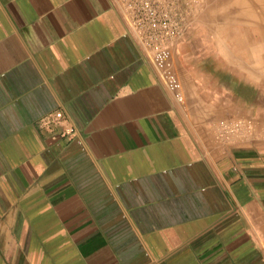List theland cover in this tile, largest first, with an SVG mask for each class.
<instances>
[{
  "label": "crops",
  "instance_id": "obj_1",
  "mask_svg": "<svg viewBox=\"0 0 264 264\" xmlns=\"http://www.w3.org/2000/svg\"><path fill=\"white\" fill-rule=\"evenodd\" d=\"M126 2L0 0V264H264V143L173 99Z\"/></svg>",
  "mask_w": 264,
  "mask_h": 264
},
{
  "label": "rangeland",
  "instance_id": "obj_2",
  "mask_svg": "<svg viewBox=\"0 0 264 264\" xmlns=\"http://www.w3.org/2000/svg\"><path fill=\"white\" fill-rule=\"evenodd\" d=\"M159 3L177 31L166 42L168 70L182 93L181 100L170 93L173 99L208 106L217 115V135L234 148L264 143V0Z\"/></svg>",
  "mask_w": 264,
  "mask_h": 264
},
{
  "label": "built area",
  "instance_id": "obj_3",
  "mask_svg": "<svg viewBox=\"0 0 264 264\" xmlns=\"http://www.w3.org/2000/svg\"><path fill=\"white\" fill-rule=\"evenodd\" d=\"M126 7L131 15V24L139 32L143 47L148 50L149 60L161 73L172 96L182 99L181 86L174 73L168 68L172 65V53L166 42L177 35V31L170 26L169 17L160 8L159 0H127ZM57 121L63 119V113L54 114ZM74 134L73 127H66L62 136Z\"/></svg>",
  "mask_w": 264,
  "mask_h": 264
}]
</instances>
